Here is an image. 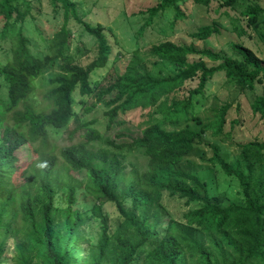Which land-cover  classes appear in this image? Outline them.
Returning <instances> with one entry per match:
<instances>
[{
    "label": "trees",
    "instance_id": "trees-1",
    "mask_svg": "<svg viewBox=\"0 0 264 264\" xmlns=\"http://www.w3.org/2000/svg\"><path fill=\"white\" fill-rule=\"evenodd\" d=\"M180 1L160 0L148 11V22L169 9L183 17ZM32 2L0 0V39L12 44L7 51L11 58L0 63V89L6 88V97L0 96V264L14 238L20 239L19 264H264V141L241 145L230 162L217 145L211 146L210 159L200 158L238 179L243 191L239 203L224 206L201 182L195 166L185 165L195 155L204 156L201 146L207 129L222 133L229 108L202 125L194 97L203 96L208 82L220 72L241 92L254 91L264 84V60L241 44H233L241 58L235 59L164 41L151 47V55L156 68L176 66L174 74L164 77L135 62L100 90L92 76L109 62L112 32L83 21L72 1L51 0L56 11L59 4L64 9L65 22L52 39L50 53L33 54L23 29L26 19L34 18ZM242 14L257 34L264 9L249 5ZM71 16L96 42V58L87 65L71 52L67 29ZM219 32L216 26H205L192 37L206 42ZM258 37L264 43V34ZM191 55L218 65L189 62ZM199 73L200 84L187 99L172 96ZM47 74L52 76L42 93V106L36 108L31 101L34 84ZM76 94L82 98L96 94V104L106 108L109 129L120 114L137 109L153 108L155 121L137 137L123 133L120 139L132 138L123 143L103 136L93 127L95 122L84 123L71 132L74 137L79 133L80 141L61 147L57 135L77 117ZM252 110L264 118V93ZM190 120L199 128L175 127ZM23 151L31 175L17 184L13 176ZM137 155L146 159L145 168L131 161ZM82 194L95 199L85 211L75 208ZM165 194L184 201L183 221L167 209ZM107 203L119 212L114 229L104 211ZM90 221L100 228L99 239L91 246L85 233Z\"/></svg>",
    "mask_w": 264,
    "mask_h": 264
},
{
    "label": "rangeland",
    "instance_id": "rangeland-1",
    "mask_svg": "<svg viewBox=\"0 0 264 264\" xmlns=\"http://www.w3.org/2000/svg\"><path fill=\"white\" fill-rule=\"evenodd\" d=\"M77 5L79 17L88 23L103 25L112 32L109 36L112 44V54L105 68L96 70L92 80L104 90L114 83L118 76L126 71V68L140 63L150 71L156 72L164 77L176 72L174 65L161 66L156 68V59L151 55V47L164 41H170L179 45H193L197 50H210L221 55H227L235 59H241L234 50L233 44H241L251 49L259 58L264 60V43L259 39L258 34H264V14L261 15L258 33H254L247 26L242 12L249 5H260L264 9V0H232L231 6H225L230 0H181L179 7L183 17H176L173 9L166 12H159L149 20V10L156 7L160 0H70ZM205 1H208L206 3ZM34 18H27L24 25V34L31 40L30 49L33 54L45 55L50 53L52 39L60 31L64 22V9L56 11L51 0H33ZM224 4V6H223ZM2 19L0 18V23ZM149 24V25H148ZM2 24H0L1 26ZM216 26L220 32L214 34L208 41H199L192 37L200 28L205 26ZM71 34V52L80 60L83 65L89 64L96 58V42L73 16L67 25ZM12 44L9 40L0 39V63L4 64L11 58L10 50ZM79 51V52H78ZM189 62L203 60L209 67L218 65L217 62L209 60L201 55H191ZM154 67V68H153ZM200 75L194 80L188 81L185 86L172 96L177 100H185L200 84ZM47 74L35 82V90L32 94V102L36 108L41 107V97L47 89L49 78ZM264 93V84L257 85L254 91L241 92L238 87L230 82L224 72L217 73L209 82L203 96H195L196 116L202 125H207L214 120V117L222 108L228 106L226 124L222 133L215 134L214 128L207 129L204 135V143L201 146V154L190 158L185 165L195 166L196 174L201 182L209 189L214 197H219L224 206L232 203H239L243 200V191L238 179L227 176L218 166L203 163L201 159H210L213 156L211 146L220 147L221 155L230 162L239 154L240 146L248 142L259 140L264 141V118L255 115L252 104L256 98ZM6 88L0 89V96L6 97ZM86 101L84 105L82 102ZM75 110L77 117L69 126L59 133L57 142L59 146H68L79 142L80 134L75 137L71 132L76 126L84 123L95 122L94 128L100 133L118 142H131L132 138L120 139L123 133L132 137L140 135V131L147 125L153 123L155 117L153 108L137 109L120 114L113 124L108 128V117L105 115L104 104H96V94L91 97L82 98L76 94ZM190 126L199 128L196 121L185 122L176 125V128ZM169 128H174L170 126ZM20 169L13 176L15 183L25 182L31 175L29 161L26 152H19ZM201 158V159H200ZM141 168H145L147 161L141 156L131 160ZM35 162V160H34ZM189 187L201 192V189L194 183L188 182ZM163 203L177 220L183 221V214L187 211L184 201L178 198H170L165 194ZM95 204V199L82 194L78 198L76 209L87 210ZM104 211L110 218L112 228L120 220L119 212L115 205L107 203ZM88 245L96 244L99 239V225L90 221L85 227ZM20 239H10L5 247V253L1 264H19L17 259L16 244ZM86 249L87 245H83Z\"/></svg>",
    "mask_w": 264,
    "mask_h": 264
}]
</instances>
